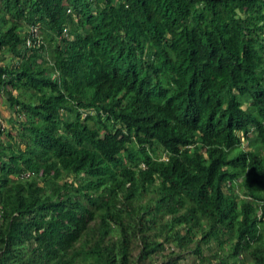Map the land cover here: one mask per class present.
<instances>
[{
	"label": "trees",
	"instance_id": "1",
	"mask_svg": "<svg viewBox=\"0 0 264 264\" xmlns=\"http://www.w3.org/2000/svg\"><path fill=\"white\" fill-rule=\"evenodd\" d=\"M3 91L0 264H264V0H0Z\"/></svg>",
	"mask_w": 264,
	"mask_h": 264
},
{
	"label": "rangeland",
	"instance_id": "2",
	"mask_svg": "<svg viewBox=\"0 0 264 264\" xmlns=\"http://www.w3.org/2000/svg\"><path fill=\"white\" fill-rule=\"evenodd\" d=\"M37 32V29H36ZM6 53L5 60L9 58L8 53ZM12 91H15L12 89ZM5 92L3 91L2 94H0V115L2 118V122L4 127H7L9 125V121L7 120V116L11 113L10 108L8 105H6L5 99H4ZM244 141V139H243ZM205 250V249H204ZM193 256L192 254H187L186 257L180 258L177 262V264H190L192 262Z\"/></svg>",
	"mask_w": 264,
	"mask_h": 264
},
{
	"label": "built area",
	"instance_id": "3",
	"mask_svg": "<svg viewBox=\"0 0 264 264\" xmlns=\"http://www.w3.org/2000/svg\"><path fill=\"white\" fill-rule=\"evenodd\" d=\"M30 30L35 33L36 32V26L35 25H31L30 26ZM25 41H29V39L26 37ZM3 125V122H2V118H1V115H0V127ZM232 264H239L238 262H234Z\"/></svg>",
	"mask_w": 264,
	"mask_h": 264
},
{
	"label": "clouds",
	"instance_id": "4",
	"mask_svg": "<svg viewBox=\"0 0 264 264\" xmlns=\"http://www.w3.org/2000/svg\"><path fill=\"white\" fill-rule=\"evenodd\" d=\"M257 211H258V209H257Z\"/></svg>",
	"mask_w": 264,
	"mask_h": 264
}]
</instances>
